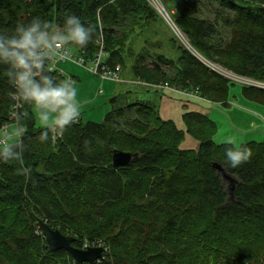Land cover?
I'll return each instance as SVG.
<instances>
[{
	"label": "trees",
	"instance_id": "16d2710c",
	"mask_svg": "<svg viewBox=\"0 0 264 264\" xmlns=\"http://www.w3.org/2000/svg\"><path fill=\"white\" fill-rule=\"evenodd\" d=\"M201 1L175 5L174 21L192 47L224 69L264 83V0H217L222 10L213 22L201 17ZM69 15L92 28L90 43L75 52L91 61L101 27L108 65L123 71L134 55L128 41L137 29L160 33L159 15L146 0H0V32L37 16L60 25ZM171 41L178 58L154 42L131 67L135 80L227 105L236 83ZM8 89L0 78V129L13 105ZM242 95L264 106V89L243 86ZM183 119L186 131L163 120L153 101L114 97L100 123L79 121L43 143L37 122L25 119L23 164L0 162V264H78L64 250H49L36 231L44 221L76 238L78 249L87 240L104 242L110 251L94 264H264V140L242 144L251 150L249 161L226 168L230 145L214 142L217 124L198 112L186 111ZM187 135L197 149H182ZM116 151L137 157L117 169ZM215 165L235 179L232 197Z\"/></svg>",
	"mask_w": 264,
	"mask_h": 264
},
{
	"label": "clouds",
	"instance_id": "9594fccd",
	"mask_svg": "<svg viewBox=\"0 0 264 264\" xmlns=\"http://www.w3.org/2000/svg\"><path fill=\"white\" fill-rule=\"evenodd\" d=\"M91 40L92 28L75 15L67 16L60 25L37 16L0 32V78L9 85L14 102L11 115L16 122L15 129L6 133L7 139L0 141V162L23 164L19 138L28 131L25 119L39 124L42 143L57 140L79 122L82 105L77 81L53 73L57 65L75 59L72 47L83 49ZM226 143L230 146L224 151L223 167L236 169L249 161L252 153L247 146L232 140Z\"/></svg>",
	"mask_w": 264,
	"mask_h": 264
},
{
	"label": "rangeland",
	"instance_id": "374dc122",
	"mask_svg": "<svg viewBox=\"0 0 264 264\" xmlns=\"http://www.w3.org/2000/svg\"><path fill=\"white\" fill-rule=\"evenodd\" d=\"M162 1L165 3L164 5H166L167 7L170 8V9L168 8V11L170 12L172 18L175 20V17L178 15L177 14L178 11H177L176 6H175L177 3V0H162ZM196 2H198V1H196ZM200 4H201V8H202L201 17L208 18L210 20V22H213L217 18V14H218L217 10H222L221 6L217 0H202ZM221 12H223V11H221ZM223 14H225V13H223ZM156 26H157L156 27L157 30L160 32L159 38H158V40H159L158 44L160 46L159 50L161 53L165 52V53H167V54H165L167 57H169L173 60L175 59V57L177 59L179 55L175 49L174 43L171 41V40L175 39L176 41H174V42L176 44L184 47L186 50L192 52L193 54L195 53V55L197 56V58H199V60L201 62H204L206 65H208V67L211 66L210 67L211 70L216 71V72H220L224 76L225 75L228 76L229 78L232 79L231 81L236 83V85L231 86V88H230L229 101H228L227 105H224L223 103H214V102L209 101V103H207V104H209L208 110L207 109L203 110V109H199V108L197 109L198 112H200V113H207V115L217 124L218 133H217L216 137L214 138V142L216 144L220 145V144H227L226 141L232 140L233 142L242 145V144H245V143H248L251 141H262V140H264V132L262 130H259V128H258V127H261V128L264 127V111H261V112H260V110L255 111L256 117L258 118V116H260V119H261V122L258 124L257 127H255V130L252 129V131H251V130L245 128L244 130L239 131L238 126L235 125V123L243 122V118L239 117V115L237 114V109H236V108L246 107V103H245L246 99L242 95L243 86L250 87V86L255 85V86L263 87V84H260L257 81L251 80V79L246 78V77L236 76L234 73L230 72L229 70H226L223 67L213 63L212 61L207 60L204 56H202L197 50H195L192 47L190 42H188L189 40L186 36L181 37V36L175 34L174 32H172V26L169 25L161 16H159V21L156 24ZM219 27H220L221 34L223 33L222 36H224V38H226L227 33H228V29L223 25L222 20L219 21ZM185 41H186V43H185ZM72 52H75L74 48L72 49ZM61 66H62V64L60 65V67ZM67 66H68V68H70V67L77 68V67H74L75 65H72L71 63H67ZM117 85L119 86L118 90H120V88L125 87V85H122V84H117ZM155 86L156 85H154V87ZM128 87L130 88V85H128ZM155 89H158V88H155ZM190 95L195 96V97H199V95L197 93L192 92V91L190 92ZM100 100H102L100 102V104L91 106L83 114L84 122L91 121L93 123L94 122L100 123L102 121V119L104 118V116L109 112L110 104H108V99L102 97ZM187 106L188 107L186 110H185V108L181 107L180 110L182 112H179V113L174 112V114L168 113L169 116H166L163 120L172 121L175 123V125L177 126V128L179 130L186 131V129H185L186 125H185V121L183 119V116H184L186 111L191 112V111L195 110L194 106L191 103H188ZM203 111H206V112H203ZM89 113H94L92 115V117L93 116L97 117V119H91L90 118L91 116L88 115ZM99 113H101L100 117L98 116ZM38 126H39V124H38ZM186 137H187V142H188V140H189V142H193L195 140L194 138H192L189 135H187ZM187 142L186 143L184 142L185 144L183 143L184 145H182V149H192L189 147V144ZM195 142H196V140H195ZM220 176L224 181V186H225L227 192L230 193V196L232 197V193H233V190L235 188V183L234 182L232 183L229 180L225 179L223 172H220ZM60 228L61 227H58L57 229H59V231H60ZM37 231L40 232V228L37 229Z\"/></svg>",
	"mask_w": 264,
	"mask_h": 264
},
{
	"label": "crops",
	"instance_id": "0c3cea01",
	"mask_svg": "<svg viewBox=\"0 0 264 264\" xmlns=\"http://www.w3.org/2000/svg\"><path fill=\"white\" fill-rule=\"evenodd\" d=\"M141 31L137 29V32L130 37L128 41V47L134 50V57L128 56V65L129 68L122 73V77L124 82L123 83H114L110 81L101 82L98 78L93 77L89 71L86 69H82L75 65L74 67L77 68H68L67 64H62L61 68L64 72L67 74L72 75L78 85L79 90V99L81 101L82 105V112L80 120H83V114L93 105H98L102 100H100L102 97L108 99V104H110V100L114 97H124V99L128 100L129 102H139V101H153L154 104H156L159 107L160 115L164 119L166 116H169V114H174V112H182L180 109L181 107L187 109V104L191 103L195 110L191 112H198L199 109H207L209 108V101L202 100L198 97L191 96L184 93H176L171 90H158L153 87H147L144 86H135L133 85L132 81L135 80V76L132 72L131 67L135 65L136 58L145 53L148 52L147 48H153L154 42H158L159 36L154 33V29L150 30L149 34L147 33H140ZM147 39H149L150 43L147 42ZM177 56V55H176ZM176 59V57H175ZM151 61V60H149ZM122 84L125 85L124 88H120L118 90V85ZM130 85V88L128 87ZM242 96V95H241ZM246 107L242 108H236L237 114L239 117L243 118V122L241 123H235V125L238 126V130L242 131L245 128L252 131V129L255 130V127L258 126V124L261 122L260 116L258 118L255 115V111H264V106H260L258 104H255L249 100H245ZM211 104V103H210ZM110 110V107H109ZM206 112V111H203ZM169 113V114H168ZM200 113V112H198ZM94 113H89L88 115L91 116V119H97V117H92ZM184 114V113H183ZM207 115V113H201ZM260 114V113H259ZM98 116H101V113L98 114ZM258 119V120H257ZM258 121V122H257ZM91 122V121H89ZM96 123V122H94ZM259 130H262L264 132V127H258ZM186 129V128H185ZM253 133V132H252ZM187 142V137L186 141ZM184 143V144H185ZM189 144V147L192 149H197L199 144L195 140L193 142H187ZM183 144V145H184Z\"/></svg>",
	"mask_w": 264,
	"mask_h": 264
},
{
	"label": "built area",
	"instance_id": "2783aa9c",
	"mask_svg": "<svg viewBox=\"0 0 264 264\" xmlns=\"http://www.w3.org/2000/svg\"><path fill=\"white\" fill-rule=\"evenodd\" d=\"M180 1H186V0H180ZM146 2L149 4V6L154 9L159 16H161L169 25L172 26V31L181 36V37H185V35L181 32V30L179 29V27L176 25L174 19L172 18L170 12L168 11V8L164 5L162 0H146ZM262 7L264 8V5H262ZM100 36L98 38V40L96 41V46H97V52L95 53L94 57L92 58L91 61H87L85 59V57L83 55L80 54H76L74 52H72V48H71V55L72 57H74V60H69L67 62H63V63H73L79 67L85 68L87 69L93 76L99 78L101 81H110V82H121V71L122 68L121 66H117L115 68L111 67L110 65H108L107 59H108V54L105 50V43H104V33L102 28L100 27ZM186 43V41H185ZM83 61V64L79 63L78 61ZM61 63V64H63ZM57 65L56 67V71L54 72V74L58 75V76H67L64 74L63 70L61 69L60 65ZM219 74L223 75L222 73L218 72ZM224 76V75H223ZM230 80H232L231 78H229L228 76H224ZM135 85H142L141 82H136L134 83ZM157 88H165V89H169V85L165 84H161L159 86H156ZM264 88V85L263 87ZM14 103V102H13ZM13 111V108H11V112ZM11 112L9 114V118H8V122L5 123L1 129H0V141H4L7 139L6 137V133H11L15 127H16V122L15 119L12 117ZM60 138V137H59ZM58 138V139H59ZM20 139V144H21V140ZM56 141V140H55ZM105 248L106 250L108 249L104 242L102 241H87L84 244V248L83 250H88L90 248Z\"/></svg>",
	"mask_w": 264,
	"mask_h": 264
},
{
	"label": "water",
	"instance_id": "95a60500",
	"mask_svg": "<svg viewBox=\"0 0 264 264\" xmlns=\"http://www.w3.org/2000/svg\"><path fill=\"white\" fill-rule=\"evenodd\" d=\"M135 157H137V155L116 151L113 155V166L117 169L126 168L132 163ZM214 167L219 172L224 173L225 179L229 180L232 183H236L235 179L231 175H229L221 166L215 165ZM41 226L44 237L51 252L64 250L69 253L78 264H94L95 262L103 258L102 249H89L86 251L80 250L73 246L76 241L74 238L64 236L60 231L53 230L46 223H43Z\"/></svg>",
	"mask_w": 264,
	"mask_h": 264
},
{
	"label": "bare ground",
	"instance_id": "6f19581e",
	"mask_svg": "<svg viewBox=\"0 0 264 264\" xmlns=\"http://www.w3.org/2000/svg\"><path fill=\"white\" fill-rule=\"evenodd\" d=\"M165 4V3H164ZM174 17V16H173ZM101 24V23H100ZM102 25V24H101ZM99 33H100V31H99ZM98 38V37H97ZM189 42V41H188ZM187 42V43H188ZM105 43V42H104ZM97 49V48H96ZM97 52V51H96ZM195 54V53H194ZM199 56V55H198ZM109 57V56H108ZM211 67V66H210ZM127 168V167H126ZM43 223H46V224H48L47 222H41V224L40 225H42ZM49 225V224H48ZM50 226V225H49ZM54 226H56L55 224H54ZM37 227V226H36ZM41 227L42 226H40V230H41ZM51 227V226H50ZM52 228V227H51ZM53 229V228H52ZM53 230H55V229H53ZM37 231V230H36ZM42 231V230H41ZM59 231V230H58ZM64 235V234H63ZM64 236H66V235H64ZM67 237H70V236H67ZM71 238H73V237H71ZM75 240H76V238H74ZM88 241V240H87ZM87 241H85L84 243H83V246H82V249L84 248V244L87 242ZM97 242H98V240H96ZM76 242V241H75ZM108 249L106 250L105 248H103V247H101L100 249H102L103 250V252H104V255H103V258L102 259H100V260H98L97 262H101L103 259H104V257H105V254H107V253H109V251H110V249H109V247L107 246V245H105ZM50 250V249H49ZM96 262V263H97Z\"/></svg>",
	"mask_w": 264,
	"mask_h": 264
}]
</instances>
